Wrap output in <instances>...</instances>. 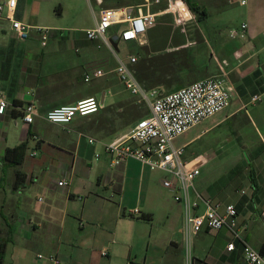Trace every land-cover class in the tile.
Segmentation results:
<instances>
[{
	"label": "crops",
	"instance_id": "1",
	"mask_svg": "<svg viewBox=\"0 0 264 264\" xmlns=\"http://www.w3.org/2000/svg\"><path fill=\"white\" fill-rule=\"evenodd\" d=\"M54 1L17 0L14 18L31 27L26 39L17 37L5 15L0 19V98L9 104L0 116V241L7 242L3 264H55L51 257L62 264H185L183 207L162 186L165 174L133 159L112 167L105 152L109 142L134 124L123 128L119 117L134 99L115 74L119 37H108L116 46L113 52L83 34L62 36L52 29L45 33L43 46L38 29H43L46 6ZM241 1L211 0V5L222 11L239 4L246 38L229 43L228 49L220 47L221 58L212 64L213 70L188 78V70L179 67L166 84L171 93L227 73L235 89L229 107L194 127L202 126L199 136L214 135V148L186 159L201 165L196 191L223 206L235 205L239 224L246 228L243 241L260 252L264 99L254 105L250 99L264 93V0H245V5ZM144 4L146 0L139 5ZM96 6L99 11L103 7ZM123 8L134 12L130 5ZM95 19L94 14L87 30L94 28ZM145 41L153 45V35H146ZM181 43L168 45L166 53L189 47ZM94 62L103 64L92 66ZM95 71L103 76L85 81ZM30 98L36 114L27 125L21 109ZM89 98L100 103L98 113L76 117L65 126L45 119L55 108ZM22 144L27 149L20 165L4 160L9 149ZM243 171L249 178L247 188L241 189ZM18 173L25 177L19 186ZM62 181L67 185L59 186ZM232 241L226 230L202 231L193 241V264H245L241 242L235 241L234 251L227 250ZM104 250L106 257L101 255Z\"/></svg>",
	"mask_w": 264,
	"mask_h": 264
},
{
	"label": "built area",
	"instance_id": "2",
	"mask_svg": "<svg viewBox=\"0 0 264 264\" xmlns=\"http://www.w3.org/2000/svg\"><path fill=\"white\" fill-rule=\"evenodd\" d=\"M155 1L166 4V8L157 13L151 12L147 0V5L134 7L133 13L125 8H101L94 28L86 31V38L90 41H100L114 52V43L108 39V31L114 26H124L118 40L143 45L146 43L148 29L156 25L160 15L171 17L175 25L181 28L192 21V12L185 0ZM241 4L245 5L246 1L242 0ZM96 5L102 7L103 1L96 0ZM16 6L17 0L0 4V19L5 15L17 37L26 39L31 27L14 18ZM246 27V24H242L240 28L241 39L246 38ZM38 30L43 33L42 44L45 46L47 30ZM137 61L136 54L129 55L125 60L119 59L115 74L124 90L147 107L148 114L134 122L127 133L105 146V152L110 157V166L116 167L133 159L149 167L151 171L165 174L162 186L172 192L173 200L183 207L185 264H193V241L199 233L221 230L232 234L233 241L227 246L228 251H234L235 241H239L242 243L245 264H264V255L242 239L246 228L239 224L236 206H223L210 199H204L195 189V180L200 176L201 165L195 160L185 158V148L174 146L177 138L229 107L235 89L228 81L227 73L222 72L220 75L198 80L175 92L160 93L156 89L147 91L140 84L131 70V66ZM102 76L101 71H95L92 76L86 75L85 81ZM263 99L264 93L253 95L250 104L260 103ZM8 107L9 104L0 98V116L6 114ZM101 108L97 99L89 98L75 105L55 108L47 113L45 119L51 124L65 126L76 117L96 114ZM21 113L25 124L34 122L36 108L32 98L22 107ZM89 142L93 144L95 140L90 138ZM58 185L67 183L62 181ZM101 255L106 257L107 251H102ZM51 260L55 264H62L54 257H51Z\"/></svg>",
	"mask_w": 264,
	"mask_h": 264
},
{
	"label": "rangeland",
	"instance_id": "3",
	"mask_svg": "<svg viewBox=\"0 0 264 264\" xmlns=\"http://www.w3.org/2000/svg\"><path fill=\"white\" fill-rule=\"evenodd\" d=\"M102 1V9L123 8L127 5L134 8L143 2V0ZM195 1L200 2V6H203L207 10L208 17L200 20L197 15L195 16L191 13L192 21L186 27L181 28L175 25L171 17L160 15L157 18L156 25L149 28L147 32V36L153 35V45H148L147 41L143 45H138L137 43H125L118 40L117 57L125 60L129 55L134 53L137 57L139 56L141 58V56L144 55V48L149 49V52H153L152 46L154 50H159L153 55L164 54L166 53L168 45H174L178 41H183L184 39L186 44L189 45L193 56V59L191 58L193 60L192 66L187 71L188 78L200 77L207 72V69H210V71L213 70L212 64L216 62V59L219 58L220 60L221 58L220 47L226 46V49H228L230 46L229 43L242 40L240 28L242 26L241 13L243 8L239 4H235L222 11H218V7L211 5V0ZM95 2V0H55L53 4L46 6L47 15H45V20L42 24L43 30L50 31L54 29L62 36L75 34L85 35L87 29L91 28L94 24V14L97 18L99 17V8L95 5ZM148 4L151 12L157 13L166 8V4L156 3L154 0H149ZM223 8L224 7H222V9ZM123 29V25L112 27L108 31V37L110 34L119 37ZM90 42L95 43L98 41ZM49 46H51V44H49ZM170 58L171 60L173 59V57ZM174 60H176L175 57ZM180 62L181 64L184 63L183 60H180ZM102 64L103 62H94L92 66H101ZM160 93H166V90H161ZM126 95L129 97L128 94ZM134 99L140 103L136 98ZM146 108L147 107L143 105L141 109L145 112ZM130 120L131 117L127 115L123 119L122 124L125 125ZM208 123L209 121L205 122L204 125ZM201 129L202 126L194 128L174 141V146L176 148L186 149L185 158L192 154H198L204 149L208 150L214 148L212 141V139L214 140V135L208 134L199 136L201 134ZM247 176L249 178V173L243 171L241 177H244L245 181L241 182V189L247 188L248 186Z\"/></svg>",
	"mask_w": 264,
	"mask_h": 264
},
{
	"label": "trees",
	"instance_id": "4",
	"mask_svg": "<svg viewBox=\"0 0 264 264\" xmlns=\"http://www.w3.org/2000/svg\"><path fill=\"white\" fill-rule=\"evenodd\" d=\"M185 1L188 7L190 8L191 12L195 16L196 15L198 16V19L201 20L202 18L208 17V12L203 6H200L199 4L195 3L193 0H185ZM181 44H186V42L183 40ZM174 45L177 44L175 43ZM152 48H153L152 51L156 52L153 46ZM148 50L149 49L144 48L143 50L144 55H142L141 58L134 65L131 66V70L134 73L135 77L140 82V84H142L145 90L148 91L155 88H164L166 92L169 93L171 87L166 84V81H171V76L175 73V70L179 67L180 68L185 67L187 70L191 68L193 61L191 49L189 47H185L176 52L172 51L169 53H164L152 57L150 56ZM170 57H173V59L171 60ZM174 57L176 60H174ZM180 60L181 61L183 60L184 63L181 64ZM156 81H163L164 85H158L156 84ZM143 105L144 104L138 103L136 100H133L131 105L128 106V108H126L124 111H122V113L119 114V117L123 119L127 115L131 117V120L129 122H127L125 125L123 124V128L131 125L132 123L140 120L141 118H144L148 114L147 108L145 112L142 111L141 108ZM26 149H27L26 144L19 145L18 147L13 149H9L4 156V160L10 162L15 166L20 165L24 159ZM24 178L25 177L23 174L18 173L16 185L17 186L21 185L25 180ZM139 218L141 219L143 217L139 216ZM6 245L7 242L0 241V264H3L4 261ZM260 254L264 255V244L260 250Z\"/></svg>",
	"mask_w": 264,
	"mask_h": 264
},
{
	"label": "water",
	"instance_id": "5",
	"mask_svg": "<svg viewBox=\"0 0 264 264\" xmlns=\"http://www.w3.org/2000/svg\"><path fill=\"white\" fill-rule=\"evenodd\" d=\"M113 46H115V44H113ZM116 47V46H115Z\"/></svg>",
	"mask_w": 264,
	"mask_h": 264
}]
</instances>
